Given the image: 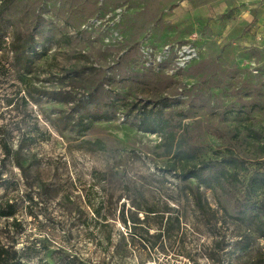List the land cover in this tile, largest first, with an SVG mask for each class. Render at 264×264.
I'll return each mask as SVG.
<instances>
[{"label": "rangeland", "instance_id": "obj_1", "mask_svg": "<svg viewBox=\"0 0 264 264\" xmlns=\"http://www.w3.org/2000/svg\"><path fill=\"white\" fill-rule=\"evenodd\" d=\"M202 2L0 0V204L13 213L0 242L20 264L264 261V240L232 218L252 172L264 174V42L244 39L234 9ZM16 36L33 38L27 87L7 51ZM181 45L197 57L174 70ZM134 105L163 108L201 159H245L239 183L212 191L162 172L159 135L139 130ZM79 118L93 121L83 137L65 127ZM158 215L173 226L150 252L143 229L159 232Z\"/></svg>", "mask_w": 264, "mask_h": 264}, {"label": "trees", "instance_id": "obj_2", "mask_svg": "<svg viewBox=\"0 0 264 264\" xmlns=\"http://www.w3.org/2000/svg\"><path fill=\"white\" fill-rule=\"evenodd\" d=\"M5 35L0 34V42L5 43ZM33 40L32 37H28L26 40H22L21 36H16L8 41L7 51L11 53L15 64L22 71L23 75H19L22 84H26V74H31L32 62L29 59L27 53L28 44ZM20 74V73H19ZM41 95L50 98L55 101H70V97L66 92L59 93L54 91H41ZM132 110H136L139 116V130L145 133L156 132L159 135L160 142L158 147L163 148L165 155L168 157L166 164L164 165L162 172L171 174L172 176L180 179H194L198 185L204 186L206 189L215 191L217 188L223 189L225 184H237L239 183V172L245 170V159L230 152L228 157L221 156L218 161L204 160L196 155L194 150L189 147L185 138L186 131L184 127L179 123H174L171 119L165 117L163 108L152 107L147 109V106L138 107L134 105ZM104 116L100 117L103 118ZM99 118V119H100ZM91 121H85L83 118H79L74 123L65 122V127L70 131L77 133L80 137L85 135V132L91 127ZM247 135L256 141L258 138L254 136L252 129L248 126ZM82 144L88 148L89 151L101 150L103 148L102 143L99 140L96 141H82ZM260 151H264V145L259 146ZM196 206L198 209L204 210L205 207L200 198L196 199ZM235 216L232 217L235 221L246 224L252 229L258 238L264 240V174L255 170L244 186L243 193L235 201ZM147 212L142 221L147 222L149 219V213H155L151 209L144 210ZM11 206L3 207L0 204V217L12 216ZM157 216V215H154ZM158 230L155 234H149L150 225H146L143 229V233L147 236L149 241L148 250L154 252L157 242L163 240L166 237L169 238L170 227L173 226L172 218L164 215H158ZM135 223V221H132ZM123 223L127 226V222L124 219ZM143 223V222H140ZM141 239L146 242L141 237ZM20 256L17 251L12 247H5L0 242V264H20ZM253 261L250 264H263ZM193 264H198L193 261Z\"/></svg>", "mask_w": 264, "mask_h": 264}, {"label": "crops", "instance_id": "obj_3", "mask_svg": "<svg viewBox=\"0 0 264 264\" xmlns=\"http://www.w3.org/2000/svg\"><path fill=\"white\" fill-rule=\"evenodd\" d=\"M200 11L234 9L236 29L253 45L264 42V0H203ZM213 3V4H212Z\"/></svg>", "mask_w": 264, "mask_h": 264}, {"label": "built area", "instance_id": "obj_4", "mask_svg": "<svg viewBox=\"0 0 264 264\" xmlns=\"http://www.w3.org/2000/svg\"><path fill=\"white\" fill-rule=\"evenodd\" d=\"M164 51H169V47L165 46ZM197 57V51L192 45H181L174 50L173 68L179 70L186 67L192 60Z\"/></svg>", "mask_w": 264, "mask_h": 264}]
</instances>
